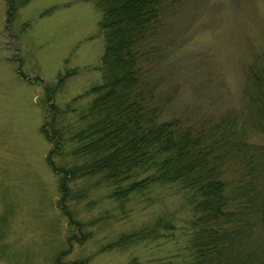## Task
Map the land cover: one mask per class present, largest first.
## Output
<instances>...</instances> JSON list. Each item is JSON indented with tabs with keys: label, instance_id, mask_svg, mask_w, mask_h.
<instances>
[{
	"label": "rangeland",
	"instance_id": "rangeland-1",
	"mask_svg": "<svg viewBox=\"0 0 264 264\" xmlns=\"http://www.w3.org/2000/svg\"><path fill=\"white\" fill-rule=\"evenodd\" d=\"M172 10L152 56L164 76L161 91L173 88L165 115L196 118L243 107L247 68L264 44V0H179ZM101 14L90 0H0V264H57L62 251L64 264H187L190 210L178 194L134 201L122 213L98 188L72 205L75 215H110L83 227L85 238L73 229L68 244L57 175L46 159L41 99L46 85L74 68L55 103L89 99L85 92L101 81ZM168 214L175 228L164 235L105 246Z\"/></svg>",
	"mask_w": 264,
	"mask_h": 264
},
{
	"label": "trees",
	"instance_id": "trees-1",
	"mask_svg": "<svg viewBox=\"0 0 264 264\" xmlns=\"http://www.w3.org/2000/svg\"><path fill=\"white\" fill-rule=\"evenodd\" d=\"M90 1L102 13L101 81L85 92L90 97L84 104L76 102L79 95L58 105L54 93L77 71L66 70L45 86L41 99V130L50 142L46 159L57 175L68 244L76 231L85 238L83 227L110 215L107 209L87 221L75 215L72 205L98 188L122 213L134 201L150 204L172 193L190 210L187 264H264V141L255 139L264 138V44L247 68L243 107L168 117L173 88L161 91L164 76L152 56L179 0ZM174 228L172 214L158 215L105 246L148 234L156 239ZM63 254L57 264H64Z\"/></svg>",
	"mask_w": 264,
	"mask_h": 264
}]
</instances>
